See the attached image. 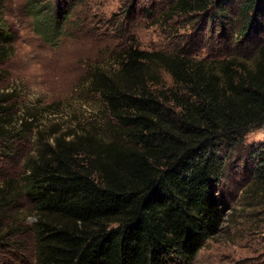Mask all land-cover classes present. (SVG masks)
I'll return each mask as SVG.
<instances>
[{
	"label": "trees",
	"instance_id": "1",
	"mask_svg": "<svg viewBox=\"0 0 264 264\" xmlns=\"http://www.w3.org/2000/svg\"><path fill=\"white\" fill-rule=\"evenodd\" d=\"M169 10L213 24L231 14L240 37L264 26V0H173ZM0 43H10L4 28ZM160 71L174 89L159 88ZM92 85L126 145L93 152L59 137L39 146L23 180L36 215L34 264H192L224 222L217 190L235 151L246 150L264 192V143H244L264 124V40L251 64L130 48ZM20 133L8 135L0 118V143Z\"/></svg>",
	"mask_w": 264,
	"mask_h": 264
},
{
	"label": "rangeland",
	"instance_id": "2",
	"mask_svg": "<svg viewBox=\"0 0 264 264\" xmlns=\"http://www.w3.org/2000/svg\"><path fill=\"white\" fill-rule=\"evenodd\" d=\"M173 0H0V118L15 141L0 143V264H34L36 215L23 191L27 162L40 145L80 139L90 151L126 145L92 82L97 72L114 74L124 51L178 54L249 64L264 40V26L248 27L226 17L170 13ZM57 20V26H56ZM56 26V27H55ZM159 88L174 89L160 71ZM26 124L20 127V124ZM246 148L264 143V124L244 136ZM232 154L218 186L224 222L192 264H264V192L245 166V151ZM102 155V154H101Z\"/></svg>",
	"mask_w": 264,
	"mask_h": 264
}]
</instances>
